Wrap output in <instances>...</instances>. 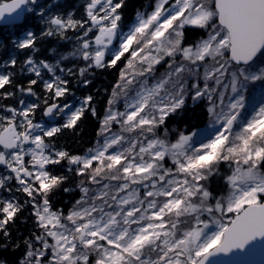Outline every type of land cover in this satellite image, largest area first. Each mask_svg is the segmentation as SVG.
<instances>
[{"label": "snow or ice", "instance_id": "1", "mask_svg": "<svg viewBox=\"0 0 264 264\" xmlns=\"http://www.w3.org/2000/svg\"><path fill=\"white\" fill-rule=\"evenodd\" d=\"M129 6L0 0V264H264V0Z\"/></svg>", "mask_w": 264, "mask_h": 264}, {"label": "trees", "instance_id": "2", "mask_svg": "<svg viewBox=\"0 0 264 264\" xmlns=\"http://www.w3.org/2000/svg\"><path fill=\"white\" fill-rule=\"evenodd\" d=\"M71 3H73L77 7L79 6V0H71ZM147 3L148 0H130L129 16L127 17V19L131 20L135 14L134 10L140 9L141 5H147ZM140 10L142 11L143 9ZM0 59H3L2 51H0ZM160 71H163V68H160ZM18 80H23V77H18ZM112 83H113L112 75L108 73L97 75V77L95 78V88L93 89V93H95L96 90L98 89L100 93L103 94L105 92V89L108 88ZM188 108L189 111L186 114V118L184 120H178L176 122H173L170 125V128L172 129H176L177 127L183 128L185 127L186 122L188 121L189 118L194 120L195 117L201 115V109L199 107H195L190 100L188 101ZM198 123L203 125L206 124V121L201 117ZM69 146L73 149H79L81 147L80 144H72L71 142H69ZM21 231H23V228H21ZM0 258H4V257L0 256Z\"/></svg>", "mask_w": 264, "mask_h": 264}, {"label": "water", "instance_id": "3", "mask_svg": "<svg viewBox=\"0 0 264 264\" xmlns=\"http://www.w3.org/2000/svg\"><path fill=\"white\" fill-rule=\"evenodd\" d=\"M253 259L259 260V259H260V256L257 255V256H255V257H253Z\"/></svg>", "mask_w": 264, "mask_h": 264}]
</instances>
